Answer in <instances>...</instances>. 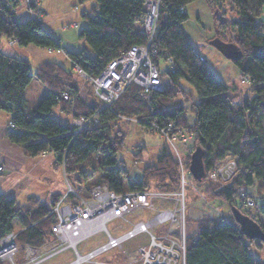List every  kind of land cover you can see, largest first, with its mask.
Instances as JSON below:
<instances>
[{
    "label": "trees",
    "instance_id": "obj_1",
    "mask_svg": "<svg viewBox=\"0 0 264 264\" xmlns=\"http://www.w3.org/2000/svg\"><path fill=\"white\" fill-rule=\"evenodd\" d=\"M95 1L90 11L80 14L87 26H77L79 37L89 44L94 56H87L84 50L64 51L70 60V69L57 62H45L31 73L27 58L8 55L0 49V113H8L16 127L15 131L6 133L7 139L20 145L30 157L48 152L54 154L55 164L62 168L69 185L80 196H88V190L98 184H105L117 193L137 190L170 193L179 188L177 160L163 146L156 163L143 168L140 177L131 182L116 157L124 147L125 134L114 128L112 120L136 115L138 122L148 130L154 118L158 119L159 126L171 120L196 136L194 147L201 151L203 169L199 180L191 175L197 187L214 189L209 172L223 156H235L237 167L235 179L213 192L228 206V218L224 221L205 216L185 221V264H264L249 251L251 243L256 246L264 243L247 238L231 211L237 208L259 223L264 231V224L257 215L243 208L236 198V188L242 186L255 188L264 199V21L260 20L264 0H204L215 27L210 40L219 37L237 48L238 57L231 61L252 90V96L243 97L239 104L234 102V96L228 94V85L216 78L193 48L182 24L188 20L186 5L194 0H161L149 51L152 62L157 65L159 56L155 57V53L173 61V73L163 69L161 63L158 65L165 91L153 93L149 104L138 95V86L129 84L111 110L97 114V125L73 135L63 126L65 119L53 115L54 109L79 117L95 113L101 107L91 95L90 103L82 97H77L73 103L55 99L61 91H78L79 78L74 67L78 65L87 76L96 77L111 59L132 45L146 43L137 28L143 13V0ZM22 2L29 17H17L18 0H0V39L5 37L18 46L31 44L63 51L59 40L43 26L42 0ZM228 30L229 36L226 35ZM34 79L47 88V92L35 107H30L25 88ZM182 81L188 83L193 92L186 90ZM88 89V94H92V88ZM194 94L198 98L196 101ZM188 96L191 98V120L184 114L180 101ZM189 162L190 155L184 161L186 169ZM60 196L50 195L55 199ZM253 199L257 203L258 199L254 196ZM46 202L29 196L25 204H19L13 196L0 193V240L9 232H16L17 247L41 248L54 241L50 230L54 219L47 215ZM262 208L264 210V205ZM13 222L19 226L17 231L13 229Z\"/></svg>",
    "mask_w": 264,
    "mask_h": 264
},
{
    "label": "built area",
    "instance_id": "obj_2",
    "mask_svg": "<svg viewBox=\"0 0 264 264\" xmlns=\"http://www.w3.org/2000/svg\"><path fill=\"white\" fill-rule=\"evenodd\" d=\"M25 1L30 3L31 0ZM160 1L143 0V13L137 28L139 34L145 38V44L132 45L120 56L111 59L96 77L87 76L78 65L74 67L76 76H80L84 83L92 87L93 94L101 103V107L88 116L69 115V118L63 122V126L73 135L97 125L99 123L97 114L102 110H111L112 104L129 84H136L139 88L138 95L149 104L152 103L153 93L165 91V84L160 77L158 65L161 63L162 68L165 67L173 73V61L166 55L155 53V57L159 56L157 65L152 62L149 51L151 39L156 30ZM77 26L75 22L69 28ZM200 59L204 60L202 57ZM80 91V88L76 92L67 89V91L59 92L55 99L73 103L79 97ZM192 118L191 115L190 119ZM7 123V132L15 131V125L10 120ZM158 123L157 118L150 120L149 131L158 133L166 142L178 139L185 151L191 154L196 142V136L192 131L181 126L177 127L171 120H167L161 126ZM176 157L178 158L179 154ZM177 162L179 189L170 193L153 190L117 193L111 191L105 184H98L88 190V196H80L69 185L64 175L66 192L61 193V196L56 199L50 197L46 202L49 208L47 215L54 219L50 228L54 241L41 248L23 245V259L20 264H43L45 260L64 252L65 249L74 253L73 261L68 264L88 263L92 262L97 255L113 248L120 249L119 254L122 260L118 264H185L184 190L190 186V171L186 169L184 160L180 158ZM236 168V157L229 154L212 165L209 179L216 184L215 191L224 188L235 179ZM1 172H3V166H0ZM236 189V198L243 208L254 206L256 201L253 195L249 194L248 188L239 186ZM69 196L72 198L70 199ZM140 208L153 210V216L145 221L138 220L132 223L127 231L113 235V232L116 233L130 221L126 219L127 214L134 213ZM117 219L123 222L109 230L106 223ZM162 223H166V228L155 232L154 227ZM95 233H100L107 241L85 255L79 253L77 245ZM139 234L146 237L144 243L134 248H127L125 244ZM15 236L16 232H9L0 240L1 261H10L16 254Z\"/></svg>",
    "mask_w": 264,
    "mask_h": 264
},
{
    "label": "rangeland",
    "instance_id": "obj_3",
    "mask_svg": "<svg viewBox=\"0 0 264 264\" xmlns=\"http://www.w3.org/2000/svg\"><path fill=\"white\" fill-rule=\"evenodd\" d=\"M22 1L23 0H18L19 9H17L16 11L18 18H25L28 16L26 7L23 5ZM43 1L44 2H42V6L45 12V15L43 14L44 16H42V18H45L43 19V26L50 31L53 37L59 40V44H61V47L70 52L84 50L87 56L93 57L94 54L91 47L88 43H85V41L79 37L78 32L80 26H87V21L82 19L80 15L81 12L90 11L89 9L92 6L96 5V1L83 0L82 2H79L78 0H48L49 7L47 8H45V0ZM203 1L204 0H200V3H203ZM75 6L77 8H75ZM187 8L188 7H186L185 9L186 12ZM198 16L201 17L200 23L196 20ZM187 17V21L190 22L194 28L192 31L189 30L188 38L192 41L195 49L199 48L207 52V64L213 71L216 78L220 79L228 85V94L234 96V102L239 104V101H241L243 97L252 96V90L249 89L247 82L243 80L242 77H240L238 69H236L232 61L230 59H226L219 51H217L210 45V37L214 34L215 27H213L212 17L210 16L209 7L207 6V4H205V6L203 7V11H198V15H196V11L191 12V14L188 12ZM260 20L264 21V8ZM75 22L79 27L69 28ZM230 34L231 33L228 30L226 32V35L229 36ZM8 43L9 40L5 37H2L0 39V49L8 55L27 58L29 61L31 73H33L40 64L49 62L51 59L53 60V62H57L65 68L67 67L70 69L71 67L68 56L63 53L64 51H59V49L57 48L49 52L48 48L43 49L36 45H13L10 47ZM77 77L79 78L78 86H82L85 90H87L90 85L88 86L87 83H84L80 76ZM36 82H38L36 81V79L30 82L31 86H29L28 88L29 90L26 97V100H28L27 104L32 107H35V105H37L43 97L39 96L38 91L35 96H31V91H33L34 84H39ZM182 83L186 90L188 89L189 91L193 92V88L188 83L186 84L183 81ZM41 88H44V90H46L47 92V88ZM85 95L89 97L88 94ZM36 97L38 98L36 99ZM193 98L195 101L198 99L196 94H194ZM180 101H182L181 104L185 109L184 114L187 115L188 119H190V96H188L187 98H182V100ZM0 114L3 115L5 114V112H1ZM53 115L55 117L60 116L58 110L56 109H54ZM138 118L139 117L134 115L128 117H117L112 120V122L115 124L114 128L121 130L125 134L124 147L117 153L116 157L119 165L126 169V171L128 172L129 180L131 182L136 181L140 177L141 170L143 168L154 165L156 163V159L160 155L162 151L161 148L163 146L169 150L171 156L176 160H179L181 158L185 161V159H187V156L189 155L178 139L166 142L164 138H161L158 133H152L148 130V128H146V126L140 124L138 122ZM137 152H140L141 155L138 154L137 156ZM177 154H179L178 158L176 157ZM48 159H50L54 163V154L50 155ZM86 170H89L88 166H86ZM43 176H45L47 180L44 182H39L35 186L37 187L36 194L37 196H40L42 201H45V196L50 195V193L59 192L61 194L62 192H66L67 187L64 183V175L61 168H55L54 164L50 165L49 167L45 166L43 169ZM189 180L190 186L184 190V221H186L187 219L196 221L203 219L205 216L227 219L229 216L228 206L226 205V203H223L218 198H216L213 194L216 184L213 182V190H210L209 188H206L208 189L206 190L203 187L201 189L196 186L194 180H192L191 178V174ZM248 191L249 194L253 195L256 199H258V201L257 203L254 202V206H251L247 209L250 210V213L252 215H257V219L262 221V223L264 224V210L262 208V205H264V199H261V197H259V194L256 193L255 188L248 187ZM14 195L15 198H17V203L24 204L28 192H26L25 189L22 188L21 190H18ZM151 216H153V210H146L141 208L134 213L127 214L126 219H129L130 221L128 223H125L122 228L116 233L113 232V235L123 233L131 228L132 223H136L138 222V220H148ZM122 222L123 221L121 219L110 221L106 223V227H108L109 230H112L117 224ZM166 226V223H162L158 226H155L154 231H161L162 229H165ZM13 227L14 231L18 229V227L16 228V222H13ZM145 240L146 237L139 234L134 236L133 239L129 240L125 244V246H127V248H134L139 244H143ZM106 241L107 239L103 238L100 233H95V235L89 237L84 242L79 243L77 245V250L82 255H85V253L95 249L97 246L105 243ZM251 244L252 245L249 250L250 254H252L255 258L261 259L264 262V245L256 246L253 243ZM15 253L16 254L13 256L12 260H4L2 261V264H20L23 259L22 247H17V251ZM119 253V248H113L105 253L97 255L92 262H86L82 264H118L122 260V257ZM73 259L74 253L70 250L65 249L64 252L53 255L52 258L45 260L43 264H68L72 262Z\"/></svg>",
    "mask_w": 264,
    "mask_h": 264
},
{
    "label": "crops",
    "instance_id": "obj_4",
    "mask_svg": "<svg viewBox=\"0 0 264 264\" xmlns=\"http://www.w3.org/2000/svg\"><path fill=\"white\" fill-rule=\"evenodd\" d=\"M42 2H44V1L42 0ZM205 4H206L205 1H203V3H200V0H194V2L186 5V7H188L186 13L188 14V12H189L191 14V12L196 11V15H198V11L199 10L203 11V7L205 6ZM47 7H49L48 0H45V8H47ZM40 8L44 12L42 3H41ZM44 15H45V12H44ZM27 17H29V16H27ZM43 19H45V18L44 17L42 18V23H43ZM196 20L200 23L201 17L198 16V18ZM182 27L185 29L187 36H188L189 30L192 31L194 29L192 24L188 21H185L182 24ZM8 44L10 47L13 45L17 46V43L15 41H12V40L9 41ZM192 45H193V43H192ZM193 48H194V45H193ZM195 50L199 53L200 56H202L204 58V60H206L207 52L205 50L199 49V48H197ZM48 51L51 52L52 50L48 49ZM63 51L66 52V50L64 48H63ZM49 62H53V60L51 59ZM206 62H207V60H206ZM36 83H39V84H34L33 91H31V96L32 97L35 96L37 91L39 92V96H44L46 94V90H44V88H41L44 86L39 81ZM29 86H31V83L25 88L26 89L25 90V98L27 97V92L29 90L28 89ZM78 87L81 89L80 97H82L83 99H85L86 101H88L90 103V102H92V99L90 97V95H91L95 101L99 102V100L97 99V97L94 96L93 93L88 94V92L82 86H78ZM85 94H88L89 97H87ZM37 98L38 97H36V99ZM27 102H28V100H27ZM30 107H32V106H30ZM56 110H58V113L60 115L59 117H56V118H62V119L68 118V116L65 113L61 112L58 108ZM9 119H10V115L8 113L5 112V114H3V115L0 114V166H3V171H4V172L0 173L1 174L0 175V177H1L0 193H2L4 195H11L15 198L14 194L18 190H21L23 188V189H25L26 192H28V195L26 197V201L29 198V196H34V197L38 198L39 200H41L40 196H37V194H36L37 193V187H35V186L39 182H44L47 180V178L45 176H43V169L45 166L49 167L50 165L54 164L55 168H56L57 165L55 164V161L53 163L50 159H48L49 156L52 155V153L48 152V153L40 154L37 157H30V156L24 154L22 147L20 145L11 143L6 137V135H7L6 133H8L7 132V128H8L7 122ZM61 170H62V168H61ZM46 192H48V191H46ZM51 194H60V193L56 192V193H50V195ZM50 195H46L47 197L45 196V198H44L45 201H47L50 198ZM15 199L17 200V198H15ZM17 227L19 229V226L16 223V228ZM13 229H14V227H13ZM17 230H15V231H17Z\"/></svg>",
    "mask_w": 264,
    "mask_h": 264
},
{
    "label": "water",
    "instance_id": "obj_5",
    "mask_svg": "<svg viewBox=\"0 0 264 264\" xmlns=\"http://www.w3.org/2000/svg\"><path fill=\"white\" fill-rule=\"evenodd\" d=\"M210 45L228 60H234L238 57V50L231 42H224L219 37H217L210 40ZM200 154L201 151L198 148L191 152L188 168L190 174L197 180L201 178L203 172ZM231 211L235 222L239 224L241 232H243L247 238L258 240L264 243V231L260 227L259 223L254 221L248 215L243 214L237 208H232Z\"/></svg>",
    "mask_w": 264,
    "mask_h": 264
}]
</instances>
